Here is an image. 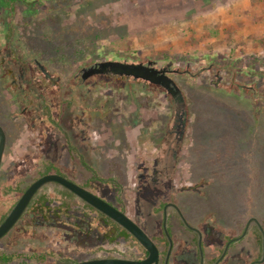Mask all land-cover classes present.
<instances>
[{
	"label": "flooded vegetation",
	"instance_id": "af4514ba",
	"mask_svg": "<svg viewBox=\"0 0 264 264\" xmlns=\"http://www.w3.org/2000/svg\"><path fill=\"white\" fill-rule=\"evenodd\" d=\"M6 32L12 37V32ZM7 49L11 66L3 64L6 81H0V87L9 107L19 116L6 121L5 127L0 125L5 138L1 162L34 167L33 176L24 187L15 185L10 190L15 198L13 206L35 180L56 174L105 201L134 223L157 252L156 261L151 264H264V231L259 219L251 218L240 225L238 219L225 217L219 223L207 209L200 207L206 212L203 214L194 210V202L204 203L208 196V181L200 174L196 181L195 174H191L187 133L190 118L185 102L178 100L180 90L171 77L185 70L173 69L171 62L140 63L156 70L157 77L166 81L167 86H162L113 74L109 67L103 73L86 75L89 70L99 69V62L95 61L80 67L73 77L61 79L52 76L36 59L33 67L28 61L16 62L12 50L8 46ZM113 81L121 93L111 100L110 92L116 91L110 89ZM123 82L151 90L142 98L127 100L129 90L123 89L122 94ZM159 89L162 93L158 94ZM32 91L38 104L31 97ZM59 97V102L54 103ZM116 99L118 105H114ZM177 102L184 106L182 110L168 109L169 104ZM125 106L129 109L125 110ZM112 125L125 126L116 147L110 146L111 137L106 141ZM14 130L16 134L12 133ZM60 165H66L67 170H58ZM29 171L27 167L24 173ZM251 224L259 230L253 231ZM12 231V239L40 235L44 240L50 236L48 242L40 244L46 245V250H19L38 256L37 259L44 256L42 264L101 259L144 261L149 257L125 228L54 182L36 190L0 241ZM245 240L250 241V247H245ZM255 245L257 253L253 256ZM36 257L31 260L33 264H41Z\"/></svg>",
	"mask_w": 264,
	"mask_h": 264
},
{
	"label": "rangeland",
	"instance_id": "374dc122",
	"mask_svg": "<svg viewBox=\"0 0 264 264\" xmlns=\"http://www.w3.org/2000/svg\"><path fill=\"white\" fill-rule=\"evenodd\" d=\"M25 1L28 4L17 3L9 15L0 0V81H6L3 64L11 62L7 46L16 62L28 61L33 67L36 59L61 79L73 77L80 67L101 59L171 62L173 69L186 71L171 77L190 118L191 174L195 180L200 174L208 181V196L203 204L194 202L195 212L203 214V207L219 223L225 217L238 219L240 225L256 218L264 231V0ZM8 25L12 37L6 46ZM118 87L117 82H110V89L116 88L110 92L111 100L121 93ZM123 89L129 90L127 100L142 98L151 90L126 82L122 94ZM1 90L0 125L5 127L19 112L11 110ZM31 97L38 104L33 91ZM118 102L116 99L114 105ZM183 107L178 102L168 105L174 112ZM123 127L112 125L106 137L108 142L111 137V147L117 146ZM27 167L30 171L24 173ZM33 168L1 162L0 214L15 199L10 190L15 185L24 187ZM57 169L63 172L67 167ZM250 228L259 230L253 224ZM27 231L32 233L30 228ZM12 236L13 231L0 241V250H46L40 244L50 238ZM263 242L262 238V246ZM244 245L250 247V241L245 240ZM256 253L255 245L252 255Z\"/></svg>",
	"mask_w": 264,
	"mask_h": 264
},
{
	"label": "water",
	"instance_id": "95a60500",
	"mask_svg": "<svg viewBox=\"0 0 264 264\" xmlns=\"http://www.w3.org/2000/svg\"><path fill=\"white\" fill-rule=\"evenodd\" d=\"M96 65H99V69L95 71L89 70L86 73V75H90L93 72L103 73L107 70V67H109L108 71L116 75L132 76L134 78L145 79L150 83L167 86L165 83L166 81H164V79L157 77L156 70H154L153 68H148L141 64L106 61V62H99ZM4 142H5L4 133L0 127V164L4 149ZM48 182H54L59 184L60 186L72 192L74 195L78 196L80 199H82L88 205L92 206L97 211L111 218L113 221H115L120 226L125 228L130 234H132V236L139 241V243L147 250L149 254L148 259H145L144 261H127L122 259H101V260L78 262L75 264H151L152 262L156 261L157 252L154 246L152 245L151 241L125 215L117 211L114 207H112L105 201L99 199L98 197L87 192L86 190L80 188L76 184L56 174L44 175L39 179L35 180L24 190V192L21 194L17 202L14 204L10 212L7 214L5 219L0 224V239L12 228V226L19 219V217L21 216L22 212L26 208L28 202L30 201L36 190H38L42 185Z\"/></svg>",
	"mask_w": 264,
	"mask_h": 264
},
{
	"label": "trees",
	"instance_id": "16d2710c",
	"mask_svg": "<svg viewBox=\"0 0 264 264\" xmlns=\"http://www.w3.org/2000/svg\"><path fill=\"white\" fill-rule=\"evenodd\" d=\"M1 3H2L1 6L3 7V10H5L7 13H9V15H13L17 3L28 4L25 0H1ZM8 32H11V29L9 27H8ZM5 35H6L5 40H6V43L8 44L9 40L11 38L10 37L11 34L7 35V33H6ZM79 52H82V51H79ZM75 54L77 55L78 53L76 52ZM12 207H13V203L10 204L6 208L5 212L0 214V224L5 219L7 214L10 212ZM34 257H36V256L35 255H28L27 253L20 252V251H9L6 249L0 250V264H33L34 262L31 260L35 259ZM37 257H36V259H37ZM44 259H45V257L41 256L37 260H39L42 264L44 262Z\"/></svg>",
	"mask_w": 264,
	"mask_h": 264
}]
</instances>
